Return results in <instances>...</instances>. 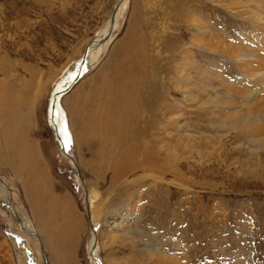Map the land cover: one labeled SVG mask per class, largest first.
Listing matches in <instances>:
<instances>
[{"label":"rangeland","instance_id":"rangeland-1","mask_svg":"<svg viewBox=\"0 0 264 264\" xmlns=\"http://www.w3.org/2000/svg\"><path fill=\"white\" fill-rule=\"evenodd\" d=\"M107 33L57 101L99 209L98 256L264 264V0H0V178L44 226L48 262L95 264L87 192L50 115L56 84ZM5 209L0 264L32 251L42 264Z\"/></svg>","mask_w":264,"mask_h":264},{"label":"bare ground","instance_id":"bare-ground-1","mask_svg":"<svg viewBox=\"0 0 264 264\" xmlns=\"http://www.w3.org/2000/svg\"><path fill=\"white\" fill-rule=\"evenodd\" d=\"M115 13V12H114ZM113 13V14H114ZM115 23H114V27H116L117 26V21H118V16L116 15L115 16ZM109 34L107 33L104 37H101V38H99V40L98 41H93V43L92 44H90L88 47H87V59H86V63H85V65H81V60L74 66V67H72L69 71H68V73L66 72V74L63 76V79L58 83V84H56V86H55V90H54V92H53V94H52V97H51V101H52V98H53V95L55 94V93H57V92H61V91H63V90H65V89H67L68 87H72L77 81H76V76L79 74V73H81V72H83V71H87V72H89L90 71V69H91V67L93 66V64H94V58L96 57V55L97 54H95L94 52H91L92 51V48H91V50L89 51V47L91 46V45H93V46H96V45H99V44H102V43H104V42H106V41H108V39H109ZM82 78V77H81ZM80 78V79H81ZM79 79V80H80ZM64 84H68V86L65 88V89H62L63 88V85ZM71 90V89H70ZM68 92H70V91H68ZM67 92V93H68ZM66 93V94H67ZM65 95V94H64ZM57 101H58V99H56V103H57ZM53 114V112L51 111V115ZM51 115H50V117H51ZM55 120H56V123H57V125H55V126H57V129L59 130V120H58V111H57V106H56V110H55ZM52 128H53V132L55 131V128H54V125H53V123H52ZM60 133V132H59ZM61 135V134H60ZM61 138H62V136H61ZM63 139V138H62ZM64 141V140H63ZM58 142V141H57ZM59 144V143H58ZM64 144H65V142H64ZM60 146V145H59ZM63 152V151H62ZM64 153V152H63ZM70 153V152H69ZM71 154V153H70ZM65 155H66V153H65ZM67 156V155H66ZM71 161H72V163H73V165H74V167L76 168H79V170H81L80 169V167H79V165L77 164V162H76V160H75V158H74V156L71 154V156H67ZM77 175H78V180L79 181H81L80 183H82L81 185L84 187V190H86V187H85V181H84V178H82V176H80L79 174H78V172H77ZM0 179H2V180H0V185H2V184H4L5 185V187H6V189H7V197H6V201L4 200V201H2V202H0V204H2V205H4L5 206V208L8 210H6L9 214H10V216L11 217H15V218H17V220H18V225H19V227H20V230L24 233H27L28 235H30L31 237H33V238H35L36 240H35V243L39 246V249H38V252L39 253H41V255H42V258H41V263L42 264H45L46 263V260H45V258L47 259V264H48V257H47V255H46V251H45V247H44V241L42 240V238L39 236V232H38V230L39 231H41V228H39L38 226V229H37V227H36V231H34L35 229H34V227H33V225H32V223L28 220V217H27V219L26 218H24V214H20L19 212H18V210L16 209V208H14V206H13V203H12V197H11V195H12V191H11V189H10V187L8 186V184L6 183L7 182V180H6V178L4 179V177L3 178H0ZM6 181V182H5ZM9 182V181H8ZM0 191L2 192V193H4L5 195H6V193H5V189L3 188V187H1L0 186ZM14 194L16 195V196H19L17 193H15L14 192ZM86 202H87V205H86V208H87V210L89 209V212H90V216H88V213H87V210H86V214H87V216H88V218H89V225H91V223H92V225H94V227L96 228V225H95V221H94V218H92V216L94 215H98L99 214V209L98 208H95V206H93L92 207V197H91V195H90V193H89V190L87 189V199H86ZM92 213V214H91ZM26 217V216H25ZM90 228H92L91 226H90ZM97 229V228H96ZM98 231V230H97ZM37 232V233H36ZM43 234H44V232H43ZM92 235H93V238H92V240H91V242H90V244H89V247H88V249H89V255H90V257L92 258V261L95 263V264H98L97 263V261H96V259H95V257H97L98 259H100L101 260V258L98 256V253H97V243H98V233L96 234V233H94L93 232V230H92ZM18 243H19V245L22 247V249H25L27 246H28V244H27V242H25V240H23L22 241V239H19V241H18ZM92 251H93V253H94V255H92ZM35 252L34 251H32L31 253L29 252L28 253V258H29V260H28V264H39V262L37 261L38 260V258H37V255L35 256ZM19 257H22V255L21 254H16V260H17V264H22V260L20 261V260H18L19 259ZM24 257V261L25 260H27V256L26 255H24L23 256ZM101 262H102V264H104L103 263V261L101 260ZM24 263V262H23Z\"/></svg>","mask_w":264,"mask_h":264},{"label":"water","instance_id":"water-1","mask_svg":"<svg viewBox=\"0 0 264 264\" xmlns=\"http://www.w3.org/2000/svg\"><path fill=\"white\" fill-rule=\"evenodd\" d=\"M86 59H87V51L83 54L82 58H81V65H85L86 63ZM83 73H79L77 76H76V81H78L81 77H82ZM71 87H68L67 89L61 91V92H57L53 95V98H52V101H51V111L53 112V114L51 115L50 117V120L52 121L53 125H54V128H55V131L53 132V135L55 137V139L58 141L59 145H60V148L61 150L66 153L67 156H71V154L69 153V151L67 150L65 144H64V141L63 139L61 138V135L59 133V130L57 129V123H56V120H55V110H56V106H57V103H56V99H58L59 97H61L62 95L66 94L68 91H70ZM77 172L80 176L81 175V172L79 170V168H77ZM87 192V190H86ZM87 213H88V216H90V212H89V209L87 210ZM93 229V232L94 233H98L97 229L94 227V225H90ZM92 255H94L93 251H92ZM96 261L98 264H102L101 260L98 259L97 257H95ZM46 260V263L47 264V259L45 258Z\"/></svg>","mask_w":264,"mask_h":264},{"label":"crops","instance_id":"crops-1","mask_svg":"<svg viewBox=\"0 0 264 264\" xmlns=\"http://www.w3.org/2000/svg\"><path fill=\"white\" fill-rule=\"evenodd\" d=\"M26 214H27V212H26ZM28 217H29V215H28ZM34 221V219L32 218V222ZM34 224H32L33 225V227H34V229H35V231H36V227L38 226L39 228H41V231H39L38 230V232H39V236L42 238V240L44 241V247H45V251H46V255H48V256H50V254H52L51 253V249H50V246L48 247V244H46V239H45V232H44V226H43V228L42 227H40V225H39V223H37V222H33ZM38 227H37V229H38ZM43 232H44V234H43ZM37 233V232H36ZM45 239V240H44ZM49 242V241H48ZM56 247L57 245L56 244H54V245H52L51 244V247H52V249H54V247ZM75 251V253L74 254H76V250H74ZM36 254V253H35ZM47 256V257H48ZM50 258V257H49ZM48 264H50L49 262H48Z\"/></svg>","mask_w":264,"mask_h":264}]
</instances>
